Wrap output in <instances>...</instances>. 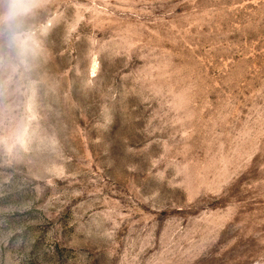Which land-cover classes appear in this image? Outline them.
<instances>
[{
    "label": "rangeland",
    "instance_id": "374dc122",
    "mask_svg": "<svg viewBox=\"0 0 264 264\" xmlns=\"http://www.w3.org/2000/svg\"><path fill=\"white\" fill-rule=\"evenodd\" d=\"M31 3L0 26V264H264V0Z\"/></svg>",
    "mask_w": 264,
    "mask_h": 264
},
{
    "label": "clouds",
    "instance_id": "9594fccd",
    "mask_svg": "<svg viewBox=\"0 0 264 264\" xmlns=\"http://www.w3.org/2000/svg\"><path fill=\"white\" fill-rule=\"evenodd\" d=\"M31 12V0H7L4 10L0 12V26L9 33H15Z\"/></svg>",
    "mask_w": 264,
    "mask_h": 264
}]
</instances>
